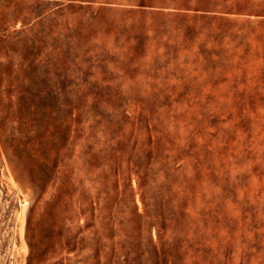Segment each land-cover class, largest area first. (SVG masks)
Instances as JSON below:
<instances>
[{"label": "rangeland", "instance_id": "1", "mask_svg": "<svg viewBox=\"0 0 264 264\" xmlns=\"http://www.w3.org/2000/svg\"><path fill=\"white\" fill-rule=\"evenodd\" d=\"M179 1L0 0V264H264V0Z\"/></svg>", "mask_w": 264, "mask_h": 264}, {"label": "trees", "instance_id": "2", "mask_svg": "<svg viewBox=\"0 0 264 264\" xmlns=\"http://www.w3.org/2000/svg\"><path fill=\"white\" fill-rule=\"evenodd\" d=\"M158 3H165L167 0H152ZM178 3L182 5L189 4L188 0H180ZM204 3V2H201ZM212 18L219 19L224 23L223 26L216 27L221 32L224 39V57L228 60L237 59L239 68L242 69L241 75L244 76L246 82H253L257 76L247 66V58L258 54L264 48V19H251L241 17L214 16ZM212 31V30H211ZM210 35H206L202 43L211 41ZM215 41V40H214ZM223 43V40H221ZM245 62V66H244ZM239 75V74H238ZM238 75L236 78H238Z\"/></svg>", "mask_w": 264, "mask_h": 264}]
</instances>
